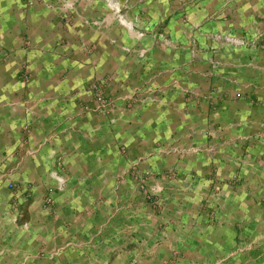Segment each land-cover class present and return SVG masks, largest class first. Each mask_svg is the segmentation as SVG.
<instances>
[{"label":"crops","instance_id":"1","mask_svg":"<svg viewBox=\"0 0 264 264\" xmlns=\"http://www.w3.org/2000/svg\"><path fill=\"white\" fill-rule=\"evenodd\" d=\"M79 1L0 0V264H264V0Z\"/></svg>","mask_w":264,"mask_h":264},{"label":"rangeland","instance_id":"2","mask_svg":"<svg viewBox=\"0 0 264 264\" xmlns=\"http://www.w3.org/2000/svg\"><path fill=\"white\" fill-rule=\"evenodd\" d=\"M26 1L28 2L29 0H26ZM32 1L34 2V0H32ZM90 1H92V2L96 1L98 4L101 3V5L104 8L105 7L109 8L108 3H107L106 0H90ZM114 1H118L119 4H120L119 5V7H120L119 15L123 16V14H126V12H127L126 8H127V5H128V2L125 1V0H114ZM173 1H176V2L179 1L181 3L183 0H173ZM233 2L235 3V1H233ZM233 2H228V3H233ZM36 4H40L41 7H44V8L46 7L48 10H52L53 9V10L58 11L59 14H57V15L62 20V22H64V23L66 21L68 23H71V20L75 18L74 12L75 11L77 12L79 7H80V1L79 0H36ZM69 8L71 10V13L67 12ZM110 10H109V13H110ZM62 11H64V14H62L63 13ZM69 15H71V16H69ZM182 17H183V19L186 18V16H184V15ZM196 32H197V29H194L192 31V34H195ZM136 33L138 34V37H140V38H142V37L147 35V34H145L146 32H144V31H138ZM200 33H202V32H200ZM149 34H150V36H152L153 34H155V32H149ZM201 37H203V36H201ZM155 38H156L155 39V41H156L155 43L157 45H159L160 41L161 42H165V44L169 45L170 39L168 37H166L165 35H163L162 33L157 32ZM192 39H194V38H192ZM154 48L156 50L159 49V48H156V47H154Z\"/></svg>","mask_w":264,"mask_h":264},{"label":"built area","instance_id":"3","mask_svg":"<svg viewBox=\"0 0 264 264\" xmlns=\"http://www.w3.org/2000/svg\"><path fill=\"white\" fill-rule=\"evenodd\" d=\"M233 1L235 0H228V2H233ZM29 3L31 4V2ZM206 39L210 43V45L221 43L222 45H225L226 48L245 47L247 45V42L245 39L239 38L231 32L210 33L206 35Z\"/></svg>","mask_w":264,"mask_h":264},{"label":"bare ground","instance_id":"4","mask_svg":"<svg viewBox=\"0 0 264 264\" xmlns=\"http://www.w3.org/2000/svg\"><path fill=\"white\" fill-rule=\"evenodd\" d=\"M107 3H108L109 8L114 10L115 13L117 12L116 14L118 15L120 11L119 3L114 0H107ZM118 20L124 27L127 28L130 34H133L131 22L126 21L121 15H119Z\"/></svg>","mask_w":264,"mask_h":264}]
</instances>
